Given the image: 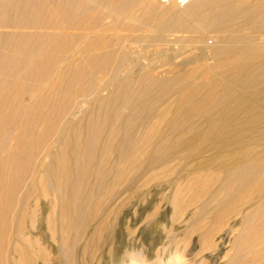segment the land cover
<instances>
[{
	"label": "bare ground",
	"instance_id": "obj_1",
	"mask_svg": "<svg viewBox=\"0 0 264 264\" xmlns=\"http://www.w3.org/2000/svg\"><path fill=\"white\" fill-rule=\"evenodd\" d=\"M166 1L0 0V264H188L139 218L184 171L173 217L264 264V2Z\"/></svg>",
	"mask_w": 264,
	"mask_h": 264
},
{
	"label": "rangeland",
	"instance_id": "obj_2",
	"mask_svg": "<svg viewBox=\"0 0 264 264\" xmlns=\"http://www.w3.org/2000/svg\"><path fill=\"white\" fill-rule=\"evenodd\" d=\"M158 1L161 2L163 5H166L165 7H168V8L173 7L175 9L174 3L170 5V2H167L166 0H158ZM177 1L179 2V0H177ZM263 2H264V0H263ZM184 4L179 3V5H184ZM210 37H211V35H208V41L212 42L213 39H211L212 37L211 38ZM166 47L167 48L170 47L171 49H177L180 47V44H177V42H175V43H172V45H170L169 47L168 46H166ZM181 59H182V56L177 58V60H181ZM186 173L187 172H185V171L183 173H181L182 174V177L180 178L181 180L179 179V181L176 182L178 185L180 183L185 182V180L187 182V180L190 179L191 176L186 178ZM176 183H166V182L153 183L151 185V187L149 188V191L147 193L148 197H146L144 203L147 206L149 204H152V205L150 208H148L149 210L146 209L145 212H143V214L139 217V218H143L142 220H146L145 226H148L145 234L143 235L144 238L142 239V241L145 242V244L147 242L149 243L151 233H154L156 236L152 240L151 245L152 246L156 245L155 253H157V255H160L162 258H164V257L168 258L172 253L177 252V250H178V251H182L181 252L182 254L184 253L186 255V253H187V257L189 256V258H187V259L188 260L190 259L188 264H201V263L202 264H219V261L221 262V260H225L224 258L222 259L223 255L219 254L218 251L215 252V250H213V249H206V248L204 249L203 248V243L201 242L202 241L201 236L203 234L202 231L204 228H206V226H203V227L197 226L193 230H190L185 226L186 222H187L186 220L189 219V217H188L189 212L192 211V209L194 207H196L195 205H199V204L201 205L202 201H204V197L201 198V200L198 198L194 200V198H193L194 201H192V205H190V207L187 208V210L183 212V215L177 216V218L179 217L178 220H177V218L173 217V215H172L173 214L172 213L173 197H174L173 191L175 189L174 187L177 185ZM193 188H195L194 185H192L191 188L187 189L188 192H190V190L192 191ZM186 194L187 195H184V196L187 200L192 198V195L189 198H187L188 195H190L191 193H189V194L186 193ZM187 200H186V202H188ZM195 210H197V209H195ZM195 210H193V211H195ZM206 210H207V212L203 211L204 212L202 214V216L204 215L203 219L205 218V216L211 217V215H213L211 213V210H213L212 205H209ZM43 217H44V215H42V218ZM172 218H174V219L171 220ZM205 221L203 220V223ZM169 222H171V223L173 222V226H174L173 228H176V233H175L176 238L174 241L175 244H174V242H172V243L169 242L168 239H166V237H165L167 235L166 233H167L168 229L170 228ZM157 224H159V225H157ZM41 227H44V225H42V223H41ZM209 227H210V225H207V228H209ZM226 229H228V227H225V229L221 230L219 233H223ZM148 230L150 232H148ZM34 232H37V230H35ZM157 236H159V237H157ZM161 237H163V243L161 242L159 244L158 240H160ZM226 243H228V240ZM55 246H56V243L54 245H51V244L46 245L47 251L49 253V264H60L57 255L54 253ZM194 246H196V247H194ZM113 248H114V245L111 246V250H114ZM183 248H187L186 251H183L184 250ZM114 253H117L116 249L114 250ZM215 254H216V256H215ZM210 255H211V257H210ZM149 257L150 256L148 254V258ZM156 257L157 256L150 258L151 261H156ZM161 257H159L157 259L160 260ZM205 260H207V262H205Z\"/></svg>",
	"mask_w": 264,
	"mask_h": 264
},
{
	"label": "built area",
	"instance_id": "obj_3",
	"mask_svg": "<svg viewBox=\"0 0 264 264\" xmlns=\"http://www.w3.org/2000/svg\"><path fill=\"white\" fill-rule=\"evenodd\" d=\"M180 4H184L186 1L185 0H179Z\"/></svg>",
	"mask_w": 264,
	"mask_h": 264
}]
</instances>
